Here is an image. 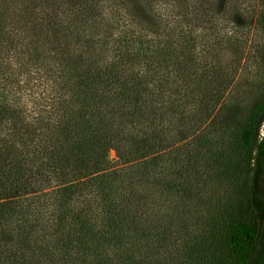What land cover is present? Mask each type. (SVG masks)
<instances>
[{"label": "trees", "instance_id": "16d2710c", "mask_svg": "<svg viewBox=\"0 0 264 264\" xmlns=\"http://www.w3.org/2000/svg\"><path fill=\"white\" fill-rule=\"evenodd\" d=\"M104 5L0 0V264H264V0Z\"/></svg>", "mask_w": 264, "mask_h": 264}, {"label": "rangeland", "instance_id": "374dc122", "mask_svg": "<svg viewBox=\"0 0 264 264\" xmlns=\"http://www.w3.org/2000/svg\"><path fill=\"white\" fill-rule=\"evenodd\" d=\"M124 0H105L104 7H115V9H118V18H119V24L120 26H126L127 22L130 21V18L125 14V6H122L121 3H123ZM120 13V14H119ZM255 27V29H253ZM235 33V32H234ZM262 30L259 26H253V23L251 21V28H249V31L247 33V41H251V43H254V46H261L263 43V35ZM236 35L239 34H245L244 30H239L235 33ZM255 49V48H253ZM250 50L248 54V59L244 60V64L242 67H240V70L237 69L234 73V80L233 84L234 87L232 89L233 92H237L236 95H241L238 92L247 90V92L243 95V98L245 100L244 106L248 105L249 103L246 101L247 99H252L258 97V90L262 88L263 81H264V74L263 68L260 66L264 62V58H261L259 54L256 53V50ZM16 64V63H15ZM17 65V64H16ZM11 67H14L13 65ZM256 85V86H255ZM24 86V83L19 82V87L22 88ZM257 88V89H256ZM249 101V100H248ZM262 129V128H261ZM262 133V132H261ZM107 158L109 160V164L111 167L117 168L119 167L116 163V158L114 156L113 151H109L107 154ZM264 180V178H263ZM262 190L264 193V184L262 185ZM213 192V190H211ZM217 191V192H216ZM227 188L225 189V186L222 188H219L218 190H214L213 195L211 196L210 191L206 193V188H203L202 191H200V200L203 201L201 206L199 208L195 207V204L190 202L191 204L186 207L188 210L191 209L192 206H194V210L199 211H206V208H204L203 205H206L205 203L215 201V205L221 203L223 199L226 197ZM233 192H229L228 195H232ZM209 194V195H206Z\"/></svg>", "mask_w": 264, "mask_h": 264}]
</instances>
